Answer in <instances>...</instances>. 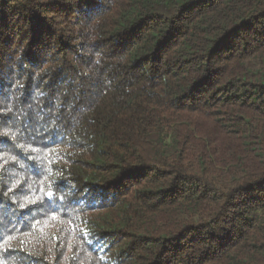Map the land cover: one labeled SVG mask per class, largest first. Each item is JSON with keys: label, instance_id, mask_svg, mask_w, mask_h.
<instances>
[{"label": "trees", "instance_id": "1", "mask_svg": "<svg viewBox=\"0 0 264 264\" xmlns=\"http://www.w3.org/2000/svg\"><path fill=\"white\" fill-rule=\"evenodd\" d=\"M0 264H264V0H0Z\"/></svg>", "mask_w": 264, "mask_h": 264}, {"label": "snow or ice", "instance_id": "2", "mask_svg": "<svg viewBox=\"0 0 264 264\" xmlns=\"http://www.w3.org/2000/svg\"><path fill=\"white\" fill-rule=\"evenodd\" d=\"M53 196H54V193H49V194H48V199H49V200L52 199Z\"/></svg>", "mask_w": 264, "mask_h": 264}]
</instances>
